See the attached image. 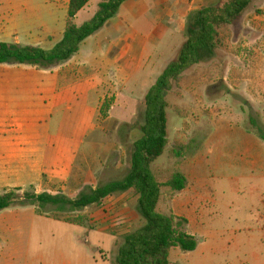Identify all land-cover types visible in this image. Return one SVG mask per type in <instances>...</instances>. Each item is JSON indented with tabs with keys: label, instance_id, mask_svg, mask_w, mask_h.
I'll return each mask as SVG.
<instances>
[{
	"label": "crops",
	"instance_id": "1",
	"mask_svg": "<svg viewBox=\"0 0 264 264\" xmlns=\"http://www.w3.org/2000/svg\"><path fill=\"white\" fill-rule=\"evenodd\" d=\"M68 1L28 2L22 9L0 7V13L6 17L0 20V42L52 48L63 36ZM96 2L98 5L100 0ZM217 2L125 0L116 15L88 36L69 59L45 69L1 63L0 170L8 175L0 179V188L59 193L73 199L72 193L79 191L77 155L91 144L85 141L88 134L102 129L100 125L111 118L121 124L130 121L127 115L147 92L141 90L136 98L133 91L143 84L148 90L161 73L158 69L165 68L164 64L158 66L161 45L177 54L185 40L191 13ZM85 7L75 16L77 25H80L76 21L78 15ZM240 17L219 29L221 46L215 53L226 48L227 31L241 26ZM35 27L41 31L35 32ZM172 37H176L174 43ZM203 64L200 61L193 65L191 72L196 77L183 84L184 74L191 68L185 71L178 86L168 93L166 100L169 95L171 99L167 101V109L170 111L173 102L176 117L169 126L167 111L165 158L153 163L154 172L168 170L170 174L179 172L186 177V187L169 196V202L171 213L186 219V230L195 237L202 232L203 216L194 217L193 211L182 210L181 206L199 199L209 203L212 199L216 188L203 184L204 174H198L206 160L214 168L215 174L210 176L215 179L214 186L236 191L243 185L248 192H258L262 208L256 211L264 214V139L245 129L249 123L243 122L242 112L231 113L233 123L218 122L208 132L197 128L200 117L207 111L202 106L207 90L215 88V83L205 80L203 73L209 68ZM116 75L124 79L117 83ZM104 102H109V107L105 116H101ZM156 176L159 182L165 180L160 181L157 173ZM203 191L210 195L205 196ZM128 192L104 197L91 211H76L87 214L88 220L82 224L65 221L62 218L65 215L56 218L59 215L40 212L33 204L0 210V264H115L117 241L125 232L107 225L95 228L91 221L105 210L123 207L135 228L137 195L132 204ZM138 224V227L144 224L140 216ZM260 229L264 231V226ZM243 231H247V239L255 234L252 227ZM259 240L262 251L264 241L261 237ZM105 241L109 242L108 247Z\"/></svg>",
	"mask_w": 264,
	"mask_h": 264
},
{
	"label": "rangeland",
	"instance_id": "2",
	"mask_svg": "<svg viewBox=\"0 0 264 264\" xmlns=\"http://www.w3.org/2000/svg\"><path fill=\"white\" fill-rule=\"evenodd\" d=\"M43 1L45 0H0V7L11 6L22 9L27 7L28 2L41 4ZM96 1L91 0L88 6L78 15V20H76L78 24L93 16L97 10ZM1 19H6L2 12L0 13ZM240 19L241 26L239 28L227 31L226 48L212 54L204 52L201 60L204 63V68H209L203 73L206 76L205 80L209 83H215L214 89L209 88L207 90V99L202 104L207 111H204L200 117L197 127L206 132L212 130L218 122H225L223 124L233 123L235 119L231 113L240 114L242 112L243 122L249 123L248 119L252 117L264 126V0H252ZM34 31L39 32L41 29L35 27ZM231 38L232 40H229ZM172 39L174 43L176 37H172ZM160 53L161 59L158 61V66L164 64V67L176 55L165 48L164 44L161 45ZM161 70L158 69V72H161ZM191 71L192 68L184 74L181 81L183 84L196 77V74L193 75ZM116 79L119 83L124 77L116 75ZM121 86H118L117 90ZM147 88L144 84L139 86L138 89L133 91L134 96L137 98L140 96L141 90L146 92ZM170 99L171 96L169 95L167 98L168 103ZM173 104L172 102L170 111L169 108L167 109L169 112V126L174 123L176 117ZM224 109L227 111L222 113ZM127 116L130 117V121L124 123L130 124V127H124L123 123L121 124L116 119L111 118L110 122L100 125L102 129H95L86 137L85 141L91 144L89 146L85 145L82 153L77 155L79 163L77 165L79 169L78 177H80L77 178L79 191H76L75 194L72 193L73 199L80 192L94 188L99 183L121 178L127 172L132 143L139 138L141 132L138 126H132L133 123L139 124L142 122L143 106H141V103L137 102L130 116L129 114ZM132 129L134 131L131 132ZM205 147L206 145L202 141L201 148L204 149ZM163 155L156 158L151 164L152 173L155 176L157 173L160 181L166 179L170 174L168 170L165 172L161 170L159 173L153 170V163L160 159L163 160L165 158ZM172 159L174 158L172 157ZM205 162L204 169L200 170L198 174H204L203 184H206L207 187L212 185V188H216L212 199L209 203L199 199L198 202L194 201L191 205L181 206L182 210L193 211L194 217L196 214L203 216L202 232L196 234L199 245L196 249L188 252L177 247L171 249L170 264H264V250L260 251L259 247V238H263L264 241V231L260 229L264 226V214L261 210L260 212L256 211L257 208H262L259 193L248 192L243 189V185L236 191H229L225 187L221 190L219 186H214L215 179L210 177L215 174L214 168L208 163V160ZM166 167L168 168L167 164ZM6 175H8L6 171L0 170V179ZM3 189L0 188V193L3 192ZM28 190L32 191L31 189ZM28 190L24 189L21 192ZM128 193L130 203L133 204L134 193L132 191ZM203 193H205V196L210 195L208 191H203ZM171 195H168L166 188H162V196L158 204L159 211L163 213L172 212L169 202V196ZM94 208L95 206H88L82 209L81 212L85 209L91 211ZM44 210L59 216H72L78 213L60 211V208L53 205H48ZM133 218L135 220L134 227L137 228L139 216L135 208ZM247 227H252L255 232L249 239H247V231H243ZM132 229L134 228L132 227ZM233 229H238V231L234 233ZM105 242V246L108 247L109 242ZM117 242L119 244L121 239ZM113 251L115 252V248Z\"/></svg>",
	"mask_w": 264,
	"mask_h": 264
},
{
	"label": "trees",
	"instance_id": "3",
	"mask_svg": "<svg viewBox=\"0 0 264 264\" xmlns=\"http://www.w3.org/2000/svg\"><path fill=\"white\" fill-rule=\"evenodd\" d=\"M124 1L100 0L93 16L77 25L76 14L90 0H69L65 28L59 42L50 49L0 42V64H30L45 69L69 59L88 36L96 33L116 15ZM251 1L218 0L215 5L203 6L191 13L182 46L141 101L142 122L132 124L139 127L141 136L132 143L129 167L121 178L99 183L94 188L80 192L74 199L47 192H21L20 188H4L0 193V210L33 204L40 212H46L44 209L47 205L58 207L60 211L76 212L88 206L97 207L108 195L132 191L133 195H137L136 212L144 224L122 235L115 264H170L171 249L177 247L185 252L194 250L197 239L187 232L186 219L158 210L162 188H166L168 195H171L183 190L187 184L186 177L179 172H174L163 182H159L151 171L152 162L164 153L168 143L166 97L178 86L185 71L202 60L204 52L212 54L221 46L219 29L236 22ZM108 107L109 102H104L100 109L101 116H105ZM248 122L245 129L255 131L264 139V126L252 117ZM122 125L130 127L128 123ZM62 218L78 224L88 220L85 214Z\"/></svg>",
	"mask_w": 264,
	"mask_h": 264
},
{
	"label": "built area",
	"instance_id": "4",
	"mask_svg": "<svg viewBox=\"0 0 264 264\" xmlns=\"http://www.w3.org/2000/svg\"><path fill=\"white\" fill-rule=\"evenodd\" d=\"M130 217L129 212L122 207L116 211L105 210L102 214L93 217L91 222L95 228L107 225V227L113 228L115 231H124L126 233L133 226Z\"/></svg>",
	"mask_w": 264,
	"mask_h": 264
}]
</instances>
